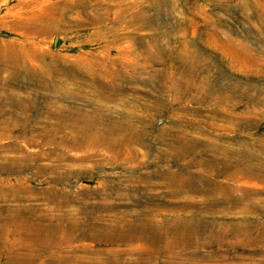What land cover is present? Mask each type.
I'll use <instances>...</instances> for the list:
<instances>
[{
    "label": "rangeland",
    "instance_id": "374dc122",
    "mask_svg": "<svg viewBox=\"0 0 264 264\" xmlns=\"http://www.w3.org/2000/svg\"><path fill=\"white\" fill-rule=\"evenodd\" d=\"M0 264H264V0H0Z\"/></svg>",
    "mask_w": 264,
    "mask_h": 264
},
{
    "label": "bare ground",
    "instance_id": "6f19581e",
    "mask_svg": "<svg viewBox=\"0 0 264 264\" xmlns=\"http://www.w3.org/2000/svg\"><path fill=\"white\" fill-rule=\"evenodd\" d=\"M13 56V55H12ZM13 63V62H12ZM49 135V134H48Z\"/></svg>",
    "mask_w": 264,
    "mask_h": 264
}]
</instances>
